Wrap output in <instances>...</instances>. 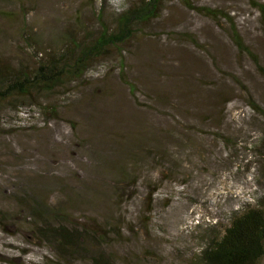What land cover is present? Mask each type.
<instances>
[{
  "label": "rangeland",
  "instance_id": "rangeland-1",
  "mask_svg": "<svg viewBox=\"0 0 264 264\" xmlns=\"http://www.w3.org/2000/svg\"><path fill=\"white\" fill-rule=\"evenodd\" d=\"M106 1L0 0V60L30 69L96 32L99 11L112 26L123 0ZM259 5L166 0L72 83L0 99V264L56 259L33 207L85 225L113 264H197L206 225L264 194Z\"/></svg>",
  "mask_w": 264,
  "mask_h": 264
},
{
  "label": "trees",
  "instance_id": "trees-1",
  "mask_svg": "<svg viewBox=\"0 0 264 264\" xmlns=\"http://www.w3.org/2000/svg\"><path fill=\"white\" fill-rule=\"evenodd\" d=\"M165 1L123 0L110 27L100 22L99 11L95 15L99 22L96 32L87 30L76 38L70 35L60 48L30 69L0 60V99L29 97L34 92L56 89L64 80L77 78L103 53L110 50L122 53L138 27L154 19ZM99 2L104 9L107 1ZM259 6L264 13V6ZM70 95L66 93L60 101L67 102ZM39 108L41 118L44 111L56 110L51 104ZM19 117L18 122L23 124L24 120ZM252 147L264 160V132ZM32 214L37 220L32 228L35 236L56 256V259L44 256L40 264H75L80 258L88 259L91 264H113L110 257L93 245L92 239L96 237L85 225L67 220L62 213L43 214L36 207L32 208ZM213 220L206 225L209 230L201 235L200 251L195 257L197 264H259L264 257V194L257 197L256 204L224 217L225 224Z\"/></svg>",
  "mask_w": 264,
  "mask_h": 264
}]
</instances>
